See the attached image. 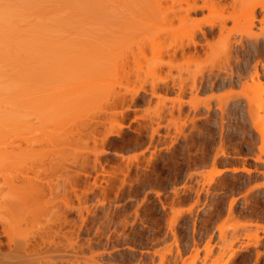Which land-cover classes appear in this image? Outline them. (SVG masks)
I'll list each match as a JSON object with an SVG mask.
<instances>
[{"label":"rangeland","instance_id":"rangeland-1","mask_svg":"<svg viewBox=\"0 0 264 264\" xmlns=\"http://www.w3.org/2000/svg\"><path fill=\"white\" fill-rule=\"evenodd\" d=\"M116 1L119 9H104L102 17L84 23L94 20V27L85 25L82 30L81 19L80 26L74 24V28L69 23L71 18L65 22L69 26L59 23L58 28L69 31L67 36L74 35L72 32L89 35L83 38L85 42H76L72 35L73 41L66 36V41L52 42L53 46L58 44L57 48L49 49L50 54L46 52L40 59L51 66L49 73L43 66L44 73L49 74L47 78L43 75L48 83L41 78L48 85L44 84L46 89L39 85L40 73L43 74L39 73L40 66L33 65L32 95L37 105L39 96L44 99L41 108L57 104L50 101L63 96L59 95L64 86L68 92L65 94H70L83 85L97 99L68 117L59 116L58 120L53 115L58 122L51 118L55 122H50L44 132V126L34 129L37 135L31 136H35V143L29 145L37 158L27 161L24 167L32 178L55 182L73 181L79 173L78 193L69 192L75 207L79 202L91 207L104 202L108 210L126 198L129 204L123 209L131 218L125 228L134 230L131 238L138 240V246L129 251L118 245L113 252L130 255L133 263L146 249H165V243L173 240L172 226L187 262L264 264V163L255 160V154L264 150V140L246 125L248 110L244 108L246 94L264 99V10L257 5L264 4V0H151L148 2L156 6L147 2L149 9L137 6L138 0L135 6L129 0ZM232 14L237 15L236 20L227 18L223 26L209 28V23ZM199 26L204 27L205 34L198 30ZM189 30L197 31L196 48L188 45ZM181 44L185 52L179 48ZM82 54L100 57L95 59H100L103 66L95 77L89 74L91 70H80L76 75L77 66H83L79 57ZM227 71L234 73L233 84L226 78ZM73 74L75 82H79L78 89L75 82L71 85ZM210 74L216 82L211 85L206 79V85L200 86V80ZM153 86L155 95L150 92ZM116 93L119 97H115ZM132 93L138 96L133 98ZM235 98L240 99L239 105L233 101ZM220 100L229 104L224 116L216 108ZM195 103H199L196 109L192 106ZM207 103L211 104L209 109L203 107ZM35 108L38 110V106ZM257 113L259 117L264 115V104ZM47 115L31 116V121L34 124L35 120L40 128V121ZM158 124L159 133L152 138L150 131ZM113 127L121 128V133L106 137ZM243 166L251 172L232 171ZM217 170L225 172L217 175ZM97 176L107 191L105 195L98 192L96 197L84 189L83 180L93 183ZM211 177L213 180L207 182ZM121 179L127 183L120 194L116 187ZM128 184L136 192H129ZM232 199L235 201L230 211ZM0 240L7 241L4 235ZM236 246L241 250L233 254Z\"/></svg>","mask_w":264,"mask_h":264},{"label":"bare ground","instance_id":"bare-ground-1","mask_svg":"<svg viewBox=\"0 0 264 264\" xmlns=\"http://www.w3.org/2000/svg\"><path fill=\"white\" fill-rule=\"evenodd\" d=\"M135 1L137 0H129L131 5H134ZM138 1L137 3L140 4L137 6L141 5L140 8H142V5L148 8L147 2H151V0H143L144 2L141 0L143 3H141L140 0ZM152 1L155 2L156 0ZM150 2L148 3L151 6H156L152 5L153 3L151 4ZM117 3L116 0H0V235H4L7 240L5 243L0 240V264H193L187 262L183 257L185 250H182L178 244L172 226L170 227V232L172 233L173 240L172 242L165 243V249L159 248L158 250L157 248L154 250L152 249V251L146 249L138 255L136 262L134 263L130 255L127 256L125 253L118 255L116 251L113 252L118 245H123V247L127 248L129 251H134L138 246V240L131 238V235L134 234V230H132V228L131 230L125 228L129 224V218H131L129 217L130 214L124 212L123 209L129 204V201L124 200L126 198L122 199L123 203L121 205H115L112 209L108 210H106L104 202L99 205L94 204L93 207L86 204L83 205V202H79V206L75 207L69 197V192L72 191L75 194L78 193L81 180L79 173L74 176L75 180L73 181L63 180L55 182L51 179L38 180L35 177L32 178L28 174L26 167H24L27 166L24 165L27 161H33L34 157L37 158L34 148H31L30 146L35 143V136L33 138L31 134H36V131L44 126L41 129L42 132L49 127L50 122L56 118L58 119L59 116L67 115L68 117L71 113H75L79 110L81 111L85 105L88 106L91 102H95V99H97V97L94 96V93L88 92V90L82 88L83 85L80 87L78 86L77 83L79 82H75L77 79L74 78L75 74H73L70 76L72 82L71 85L76 83L74 87L77 88L78 86V91H74L75 88H73L74 92L65 94L68 93L65 92L66 87H59L55 92L58 94V91L63 89L61 93L63 92L64 94L62 93L59 95L63 96L59 98L53 97L54 99L52 98V100L49 99V101L51 100L50 104L54 100L57 104H53V107L49 105L50 107L46 106V108H41L40 106L45 103L43 102L44 99L39 96L37 105L35 103L36 98H34V94L32 95L35 87L33 85L34 80L32 75L35 69L34 67L38 65L40 66H38L39 69H41V71L39 70V73L42 72L43 74L40 73V76L42 75L40 77L42 83H39V85L41 84L40 88L42 86L46 89L48 86L46 76L49 75L46 73L50 71L51 66L49 67V65H47L48 63H41V56L46 52L47 54H50L49 49L51 50V48L53 49L55 46H53L52 42L55 44L57 40H65L69 32H64L66 29L64 26H62L64 28L58 27H60L61 24L67 26L68 24L65 22L68 23L70 18L71 22L69 23L72 25V28H74V24H84L86 21L88 23L89 20L91 21V18L95 20L93 17H97L98 19L100 15L102 17L104 14L102 13L104 12V9L106 10L107 8H110L116 10L119 6ZM126 3L127 2L123 3V5ZM112 4H116L117 6L112 8L111 6H114ZM123 5L120 4V6ZM257 5L264 10L263 3ZM127 6L125 7L127 8ZM119 8L120 7H118V9ZM133 8L134 7L131 9ZM128 11H130L129 8ZM83 17L88 18L86 19ZM253 17L254 13L251 14L250 25L253 24ZM227 18L236 20L237 15L232 14L229 17H222L219 20L209 23L208 26L210 29L217 25L223 26ZM72 20L75 21H73V24ZM94 20H92V22H96ZM91 23L84 25L81 24L82 30L85 29V25H90L92 27L96 26L95 24L94 26L91 25ZM77 27H75V29ZM81 27H78L77 31L78 29L81 31ZM203 28L204 27L199 26L198 30L205 34L206 31ZM61 29L63 30L61 31ZM196 32L197 31L195 30H189L191 37L188 34L190 39L188 45L194 44L195 48L197 46L195 40ZM72 33H74V35H70H72L71 37H73L75 41L88 38L87 35H89L83 33L86 34L83 36L81 35L82 33L79 32L80 36H78L75 35L77 32ZM70 35L67 36V39L73 41ZM90 35L93 36V34ZM85 40L86 39H83L81 41L85 42ZM151 42L152 44L156 43L154 40H151ZM56 46H58V44H56ZM179 48H181L183 52L186 50L184 44H181ZM95 50L96 49H94V51L91 50L93 55ZM176 52L177 49L174 50V53ZM89 54L90 53L88 52V55ZM84 55H86V58L88 57L91 59L83 58ZM84 55H77L82 57L84 61H82V59L81 63L78 61L80 64L83 63V66H77V69L75 70L76 75L83 70H86L85 72L88 73L91 70V73L89 74H92L95 77V73H97L98 69L103 66L100 65V59L96 60L99 56H97L98 54L95 55V57H92L93 55L91 57L87 56V54ZM92 58L94 59L92 60ZM85 59L88 62H86ZM89 60L92 61L90 62ZM84 63L88 65L86 66ZM97 64L99 65L97 66ZM43 66L47 68H45V71H47L45 73ZM254 72L255 75L258 74L256 70ZM226 74L229 83L233 84L234 73L227 71ZM43 75H45L44 77L46 78H44ZM41 78L47 83L41 80ZM206 79H208L211 85L217 80L210 74L207 77L204 76L202 80H200L199 85L202 86L205 84ZM96 84L97 82L95 85ZM154 87L156 88V86H153L150 91L152 93L151 95H155L156 93ZM80 88H82V92L79 91ZM143 90L145 92L147 91L145 89ZM83 92L84 94H82ZM137 93L138 92H136V94ZM136 94L132 93V96L135 95L136 98V96H138ZM116 95L117 93L115 94V97L118 96ZM62 97H69V99L64 98V101H62V99H60ZM245 97L246 102L244 101V108H247L248 110V120L245 121L247 123L246 125L249 127L252 126V129L254 128L252 133L256 134V136H260V138L264 140V115L259 117L257 113L258 110L263 108L264 99L262 96L251 94H246ZM238 98H235V100L233 99V101L239 105L240 99ZM58 99H60L61 102ZM65 100H68L67 104H64V102H66ZM40 103L41 105H39ZM35 105L36 107L38 106V110H36ZM192 106L196 109V107L199 106V103H195ZM228 106V102L219 101L216 108L220 110V114H222L221 116H224L229 108ZM203 107L209 109L211 104L207 103L203 105ZM49 110L52 112H49ZM42 112L43 114L48 113L47 118L45 117L47 121L45 118L40 121V118L39 121L41 122V126L38 128L35 124V120L33 121L34 124L32 123L31 116L35 117L34 115H38V117H41V115H43ZM53 115H55V119L52 118ZM62 118L63 117L60 119ZM222 118L223 117H221V119ZM55 121H53V123ZM64 121H66V119H63V122ZM159 125L160 124L155 128L152 126L153 128L151 129L152 131H150L151 133L149 136L153 138L156 133H159ZM34 126L36 127L34 128ZM120 133L121 128L115 129L113 127L107 133L106 137L109 135H119ZM46 135L50 136L52 133L49 134L46 132ZM31 141L34 142L32 143ZM26 143L29 147L23 146ZM221 153L225 154V150L221 149ZM255 155L256 161L264 163V150ZM128 166L129 165H127V167ZM127 169L129 170L130 168ZM239 170L245 171L246 173L251 172V169L246 166H243L241 169H232L234 172ZM222 171L224 170H217V175L222 173ZM124 172L126 171L123 170L122 173ZM97 178L98 176L94 179L93 183H90L87 178L83 180L84 189L96 195V197L99 193L105 195L107 191V187L99 184ZM213 178L214 177H211L207 182H210ZM119 182L120 185L117 184L116 188L121 194L126 189L125 185L127 181L121 179ZM129 182H131V180ZM128 185L131 186L129 191L131 192L133 185ZM128 197L131 198V195ZM233 201L235 200L232 199L229 204L230 211L232 210ZM163 246L164 245L161 247ZM238 250H241V248L236 246L233 248L232 253L235 254ZM158 257L159 260H157Z\"/></svg>","mask_w":264,"mask_h":264}]
</instances>
